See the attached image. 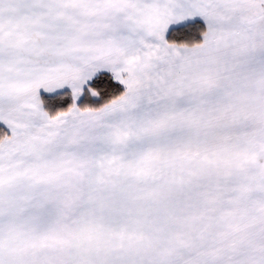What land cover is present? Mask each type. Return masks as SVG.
Returning <instances> with one entry per match:
<instances>
[{"label":"rangeland","instance_id":"obj_1","mask_svg":"<svg viewBox=\"0 0 264 264\" xmlns=\"http://www.w3.org/2000/svg\"><path fill=\"white\" fill-rule=\"evenodd\" d=\"M194 20L201 44L165 41ZM103 71L124 93L78 110ZM64 91L73 107L50 118L41 96ZM99 122L104 137L85 134ZM134 152L138 188L119 187ZM252 255L264 257V0H0V264Z\"/></svg>","mask_w":264,"mask_h":264},{"label":"trees","instance_id":"obj_2","mask_svg":"<svg viewBox=\"0 0 264 264\" xmlns=\"http://www.w3.org/2000/svg\"><path fill=\"white\" fill-rule=\"evenodd\" d=\"M205 32L204 23L200 20H194L172 28L167 33L165 41L168 44L192 47L202 43V36ZM92 92L95 93V97ZM123 93L124 87L116 82L109 72L103 71L94 76L86 85L76 107L80 111L96 112ZM69 95L68 91H64L54 96L45 94L41 96L43 108L50 118H57L73 107L74 104Z\"/></svg>","mask_w":264,"mask_h":264},{"label":"crops","instance_id":"obj_3","mask_svg":"<svg viewBox=\"0 0 264 264\" xmlns=\"http://www.w3.org/2000/svg\"><path fill=\"white\" fill-rule=\"evenodd\" d=\"M113 120V119H112ZM125 126H126V123H124ZM104 124L102 123H98V124H93L92 127H87L85 130V134H87V129H89L91 132H92V136L94 137V135H97V136H100V137H104V127H103ZM117 127L119 128L120 125L118 124ZM101 134V135H100ZM83 135V134H82ZM82 135L80 136V145H82L81 143H83V141L85 140L84 138L85 137H82ZM50 140V139H49ZM48 140V141H49ZM47 141V142H48ZM76 143V142H75ZM85 143V142H84ZM71 144V143H70ZM69 144V145H70ZM102 143H93L91 140L90 142H88V140L86 139V146L90 149V151H92L93 153H91V155L89 156L90 158H92V156H95L97 157L99 154H100V147L103 145H101ZM66 147V146H64ZM50 148V146H49ZM55 150V149H54ZM135 150V148H133V151ZM132 151V152H133ZM133 162L135 161V164L133 163V166L130 165H125V164H121L122 162H120V165L118 166V168L116 170H114L112 176L113 178H116L117 180L121 181L119 182V184H116L118 185L119 187H128V186H132V185H135L136 188H138V184L140 183V180H139V175H138V163L136 162V156H135V152L133 153ZM97 160V159H96ZM122 160V159H121ZM127 160H129V158H127ZM99 160H97V164L99 165ZM102 165V163H101ZM137 185V186H136ZM113 191L119 195H122L120 192H118L117 190V187H113ZM133 206V205H132ZM143 205L141 204H136L134 205L133 207H131V205H127L125 206L124 208H128L127 210L129 211H132V212H137L139 210V207H142ZM135 222V221H134ZM132 224V226H134L135 224L133 222H130ZM256 255H252V256H246V257H243L242 259H245L247 260V262L249 261H253V260H258L256 259ZM262 257V256H261ZM258 264H262V262L264 263V257H262V260L260 259V262L256 261Z\"/></svg>","mask_w":264,"mask_h":264}]
</instances>
